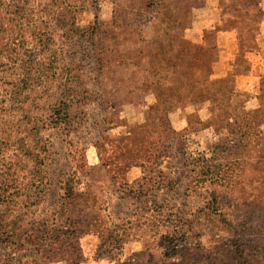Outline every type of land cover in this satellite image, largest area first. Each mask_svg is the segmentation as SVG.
<instances>
[{"label":"rangeland","instance_id":"rangeland-1","mask_svg":"<svg viewBox=\"0 0 264 264\" xmlns=\"http://www.w3.org/2000/svg\"><path fill=\"white\" fill-rule=\"evenodd\" d=\"M231 1L0 0V264H264V83L204 28L264 51V0Z\"/></svg>","mask_w":264,"mask_h":264},{"label":"crops","instance_id":"crops-1","mask_svg":"<svg viewBox=\"0 0 264 264\" xmlns=\"http://www.w3.org/2000/svg\"><path fill=\"white\" fill-rule=\"evenodd\" d=\"M207 23L208 24L204 27L205 29H209L207 31H212L213 33L214 31L217 33H234L232 40L235 41L237 49L233 56L235 59H238V62L234 65L236 78L250 77V84L252 87L255 86L257 87L256 89L260 91L262 83H264V51L262 48L259 49L262 45L259 46L258 44V30H254L253 25L248 23V20L240 19V17H232L230 19L222 18L220 20L216 18L209 20ZM214 24H217V26H214L215 28L212 30L211 25ZM216 43L217 42H215L214 46L217 48ZM244 58L249 59V68L243 65Z\"/></svg>","mask_w":264,"mask_h":264},{"label":"trees","instance_id":"trees-1","mask_svg":"<svg viewBox=\"0 0 264 264\" xmlns=\"http://www.w3.org/2000/svg\"><path fill=\"white\" fill-rule=\"evenodd\" d=\"M236 2L237 1L232 0L231 1V5H229L230 8H231V10H233V11H236L237 10V3ZM243 6L247 10L252 11V12H255L256 11V7H257L255 1L254 2H252V1L246 2V3L243 4ZM234 17H238V15L237 14L234 15ZM240 18H242V17H240ZM255 23H256V21H255ZM251 25H253V24H251ZM253 27H254V25H253ZM210 33H213V32L210 31ZM211 61L212 60H210V62ZM210 72H211V65L210 64H208V65H202V66L198 67L197 70H194L192 72L193 73V80L195 82H199L200 80H205L206 75H208Z\"/></svg>","mask_w":264,"mask_h":264}]
</instances>
